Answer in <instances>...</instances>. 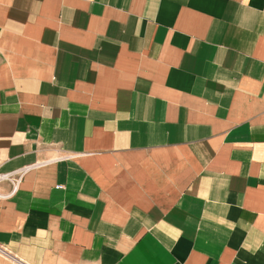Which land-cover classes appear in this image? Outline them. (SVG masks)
<instances>
[{"label":"crops","instance_id":"1","mask_svg":"<svg viewBox=\"0 0 264 264\" xmlns=\"http://www.w3.org/2000/svg\"><path fill=\"white\" fill-rule=\"evenodd\" d=\"M0 264H264V0H0Z\"/></svg>","mask_w":264,"mask_h":264},{"label":"built area","instance_id":"2","mask_svg":"<svg viewBox=\"0 0 264 264\" xmlns=\"http://www.w3.org/2000/svg\"><path fill=\"white\" fill-rule=\"evenodd\" d=\"M27 170H28V168L23 170V171L12 173V174H10V173L9 174H0V184L2 182H9L12 185V192L9 195L15 194V192L17 191V189H18V187L22 181V178H23V176Z\"/></svg>","mask_w":264,"mask_h":264},{"label":"rangeland","instance_id":"3","mask_svg":"<svg viewBox=\"0 0 264 264\" xmlns=\"http://www.w3.org/2000/svg\"><path fill=\"white\" fill-rule=\"evenodd\" d=\"M0 174H3V173H0Z\"/></svg>","mask_w":264,"mask_h":264}]
</instances>
